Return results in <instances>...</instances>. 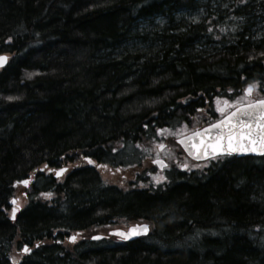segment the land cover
<instances>
[{
	"label": "trees",
	"instance_id": "obj_1",
	"mask_svg": "<svg viewBox=\"0 0 264 264\" xmlns=\"http://www.w3.org/2000/svg\"><path fill=\"white\" fill-rule=\"evenodd\" d=\"M0 54V264H264V155L219 157L151 194L105 186L94 166L49 174L137 155L206 97L253 84L264 97V0H0ZM112 213L148 234L62 245Z\"/></svg>",
	"mask_w": 264,
	"mask_h": 264
},
{
	"label": "flooded vegetation",
	"instance_id": "obj_2",
	"mask_svg": "<svg viewBox=\"0 0 264 264\" xmlns=\"http://www.w3.org/2000/svg\"><path fill=\"white\" fill-rule=\"evenodd\" d=\"M243 90L244 87L237 91L228 90L224 94H216L211 99L208 97L204 98L203 104L201 106L202 108L197 109L198 111H195L197 114L194 115L201 118V124L207 122L208 120L211 121L221 118L224 114L229 112L237 105L251 101L243 94ZM223 102H225L224 107L221 106ZM220 106L223 112H220L218 110L220 109ZM199 112H201V115L199 114ZM211 112H213V117L210 116ZM165 126L166 125L160 126L159 128H163ZM148 137L150 136L148 135L144 137V140L146 138L147 139L145 140L143 146L146 145V142H151V152L149 153V155L146 156L144 160V165L139 168V170L138 167L141 165V163L138 165V162L136 164L135 169L132 166L131 162H125L124 164L123 161H118V159L110 157L109 164L106 163L104 165L102 161H96V164L94 166V162H89L90 159L88 157L87 159H85V157H82L81 160L77 159L72 163H68L66 165V173L57 178H54L52 176L53 180L54 182L56 181L59 183L64 182L67 175L71 171L87 167L91 168L94 166V171L95 173H97L98 180L103 185L105 183V186L110 185L114 189H121L123 194L136 190L144 191L146 194H151L157 188L161 187L163 189L172 180L180 179L183 176V173H191L197 171L198 168H193V165L198 163H195V161L190 160L177 144H174L171 140L166 141L167 139L165 137L156 139H151ZM135 148L139 149L140 144L138 147L136 146ZM218 158L219 157H216L214 159L211 158L207 162H215V160H217ZM155 160H162L165 163V166L162 169H158L154 164ZM202 162L203 161L199 163ZM145 164L147 165V168H145ZM150 168H152L153 171L162 174L159 177L158 183H156L155 185L145 186L141 183H145L147 179L151 177L148 172ZM119 169L123 170L124 172L123 174H121V176L118 175ZM142 172H144V176L138 178L139 174H141ZM124 176L127 179L124 185L115 184L118 183L119 178L122 180V177ZM19 207L21 206H18V209ZM141 223L145 222L140 217L119 216L117 215V213L107 214L103 218H96L93 221L88 222L87 224H85L86 228L82 230H72L70 231V233L63 234V239L65 236H67L66 241L68 243H71L72 245H77V243L85 244L86 242H104L108 247H116L117 243L133 241L142 237L139 236L133 239H125L120 236V232H125L130 225ZM78 236L80 238H78ZM72 237H75V239H70ZM64 241L65 239L62 242L64 243Z\"/></svg>",
	"mask_w": 264,
	"mask_h": 264
},
{
	"label": "water",
	"instance_id": "obj_3",
	"mask_svg": "<svg viewBox=\"0 0 264 264\" xmlns=\"http://www.w3.org/2000/svg\"><path fill=\"white\" fill-rule=\"evenodd\" d=\"M0 56L7 58L3 62H0V70H1L6 65L8 57L6 54H0ZM247 88L248 87H246L245 89H247ZM244 93L246 95H251L252 90L250 92H245V90H244ZM259 100H264V98L256 99V100H253L251 102L238 105V106L234 107L232 110H230L227 114H225L220 119L178 137L176 142L179 144V146L184 151V153L187 155V157H189L190 159H192L194 161H202V160L212 158L210 155H205V152L202 148L199 151H197V148L200 147L202 140L205 142V144L215 143V137L219 134L221 129H219V128L210 129L208 132H202L201 130L209 129L210 125L216 124L217 121H224L225 117H231L232 113L237 112L238 109H243L246 105L253 104ZM224 106H225V103L223 104V107ZM220 112H223V110ZM259 115L260 114L257 112L254 119L259 120ZM240 118L247 119V117L243 116V113H241ZM231 122L235 123L236 118H233ZM253 132L254 133L257 132L255 125H253ZM209 137H211V139H209ZM253 141H255V143H253ZM193 145H196V147H193ZM242 146L248 147L249 149H251V148L260 149L261 147H264V144L261 143L260 136L257 134V135H253L251 138H245L243 140H238L232 144V147L238 148V147H242ZM220 147H221V153L217 154V156L223 155V156L240 157V156H261L264 154V152L259 151V150L258 151H247V152L235 151V152H231L230 154H228L226 152H223V149H226L229 147L227 140L223 141ZM209 151H211V149H209ZM155 164L158 166V168H162L165 165L162 161H159V160H156ZM61 169H63V171H60ZM64 170H65V168L57 169L54 173V176L55 177L60 176L64 172ZM58 172H59V175H57ZM21 183L25 187L28 186V183H23V181ZM14 203H15V199L13 198L11 201V204H14ZM14 215H15V212H13V210H12L11 217L14 218ZM145 227H146V230H145ZM147 232H148V226L146 224H140V225L135 224V225L129 226L125 232H120V236H122L123 238L127 237L125 239H133V238L138 237L140 235H146Z\"/></svg>",
	"mask_w": 264,
	"mask_h": 264
},
{
	"label": "snow or ice",
	"instance_id": "obj_4",
	"mask_svg": "<svg viewBox=\"0 0 264 264\" xmlns=\"http://www.w3.org/2000/svg\"><path fill=\"white\" fill-rule=\"evenodd\" d=\"M6 59H7L6 57L0 56V62H3ZM254 87H255L254 84L249 85L248 88L245 89V92H250ZM218 110L222 111V109H218ZM257 112L260 114L259 120L254 119ZM241 113H243V116L247 117V119L240 118ZM233 118H236L235 123L231 122ZM253 125H255V128L257 129L256 133L253 132ZM216 128L221 129V131L215 137V143L205 144V142L202 140L200 147L197 148V151H199L202 148L205 152V155H210L214 159L216 158L217 154L221 153L220 146L222 142L227 140L229 147L223 149V152H226L228 154L235 151L247 152V151L259 150L264 152V147H261L260 149L257 148L249 149L248 147H243V146L238 148L232 147V144L234 142L238 140H243L245 138H251L253 135H257V134L260 136L261 143L264 144V100H259L253 104H248L243 109H238L237 112L232 113L231 117H225L224 121H217L216 124L210 125L209 129H204L201 131L208 132L210 129H216ZM209 139H211V137H209ZM253 143H255V141H253ZM193 147H196V145H193ZM209 149H211V151H209ZM85 159H87V157H85ZM60 171H63V169H61ZM57 175H59V172L57 173ZM23 183H27V181H23ZM15 211L16 209H13V212ZM70 239H75V237H72ZM24 251L27 252L29 251V249L25 247Z\"/></svg>",
	"mask_w": 264,
	"mask_h": 264
},
{
	"label": "rangeland",
	"instance_id": "obj_5",
	"mask_svg": "<svg viewBox=\"0 0 264 264\" xmlns=\"http://www.w3.org/2000/svg\"><path fill=\"white\" fill-rule=\"evenodd\" d=\"M194 114H197V113L196 112L190 113L186 119L183 118L180 120L170 121L168 123V126H166L162 129L163 131L159 130L155 133H152L151 135H149L150 137H148V138L156 139V138L165 137L167 139L166 141H170V140H172L173 137H176L179 134H182V133H185L187 131L192 130L197 125H200V122H201V118L198 116H195ZM145 140L143 141V143L140 144V148L136 149L137 155H135L133 153L134 149H132V151L130 149H127L122 153V155L120 156V159L123 161L124 164H125V162H131L132 166L136 169L137 162H138V165L141 163V165L138 167V170H139V168H141L144 165V160H145L146 156L149 155V153L151 152V148H152L151 142H146V145L143 146ZM206 164L207 163L194 164L193 168H200V167L205 166ZM145 168H147L146 164H145ZM148 172L151 175V177L148 178L145 183H141V184H143L145 186H149V185H155L156 183H158L159 177L162 173L155 172V171H153L152 168H150ZM123 173L124 172L122 171V172L118 173V175L121 176V174H123ZM163 173H165V172H163ZM141 176L142 177L144 176V172L139 174L138 178H141ZM126 181H127V179L124 176V177H122L121 183H115V184L124 185ZM21 193L17 196V199H18V203L22 207L24 205L25 201L23 200ZM66 233H70V232H66ZM66 233L64 232V234H66ZM78 238H80V237L78 236ZM64 239H65V241H64V243H62V245L71 247L72 244L68 243L66 241L67 236H65Z\"/></svg>",
	"mask_w": 264,
	"mask_h": 264
}]
</instances>
